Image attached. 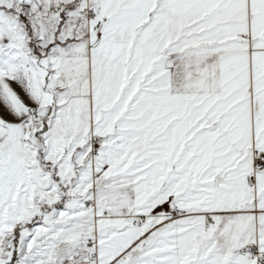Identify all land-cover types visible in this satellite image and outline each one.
Returning a JSON list of instances; mask_svg holds the SVG:
<instances>
[{"label": "snow or ice", "instance_id": "1", "mask_svg": "<svg viewBox=\"0 0 264 264\" xmlns=\"http://www.w3.org/2000/svg\"><path fill=\"white\" fill-rule=\"evenodd\" d=\"M0 264H264V0H0Z\"/></svg>", "mask_w": 264, "mask_h": 264}]
</instances>
